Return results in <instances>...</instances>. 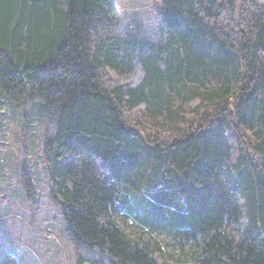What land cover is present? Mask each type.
Listing matches in <instances>:
<instances>
[{
  "label": "trees",
  "instance_id": "1",
  "mask_svg": "<svg viewBox=\"0 0 264 264\" xmlns=\"http://www.w3.org/2000/svg\"><path fill=\"white\" fill-rule=\"evenodd\" d=\"M115 11L0 0V100L33 93L54 119L45 165L78 262L264 264V3L163 0L159 40L108 32ZM137 65L134 86L108 75Z\"/></svg>",
  "mask_w": 264,
  "mask_h": 264
},
{
  "label": "rangeland",
  "instance_id": "2",
  "mask_svg": "<svg viewBox=\"0 0 264 264\" xmlns=\"http://www.w3.org/2000/svg\"><path fill=\"white\" fill-rule=\"evenodd\" d=\"M112 2L116 11L112 22L105 25L108 32L129 29L146 34L142 25L125 21L131 11L144 8L149 0ZM155 10L162 27L161 5L156 4ZM162 38L161 30L154 39ZM108 75L115 83L134 86L143 71L137 65L129 75L119 76L111 70ZM24 98L19 102L11 98L0 100V264L4 259L5 264H81L78 256L82 250L76 248L67 232L62 205L52 194L45 165L46 139L54 128V119L35 94L27 93ZM126 226L136 235L133 225ZM153 233L161 240L166 256L183 255L168 243L167 234Z\"/></svg>",
  "mask_w": 264,
  "mask_h": 264
},
{
  "label": "clouds",
  "instance_id": "3",
  "mask_svg": "<svg viewBox=\"0 0 264 264\" xmlns=\"http://www.w3.org/2000/svg\"><path fill=\"white\" fill-rule=\"evenodd\" d=\"M163 0H149L144 8H137L128 15L126 23H138L143 26V32L155 37L163 28L160 26L159 18L156 15L155 5H162Z\"/></svg>",
  "mask_w": 264,
  "mask_h": 264
}]
</instances>
